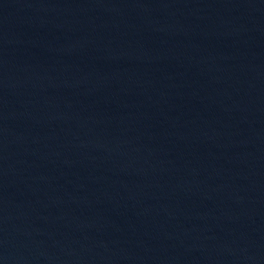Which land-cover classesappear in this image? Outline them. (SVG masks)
Here are the masks:
<instances>
[{
  "label": "water",
  "instance_id": "water-1",
  "mask_svg": "<svg viewBox=\"0 0 264 264\" xmlns=\"http://www.w3.org/2000/svg\"><path fill=\"white\" fill-rule=\"evenodd\" d=\"M0 264H264V0H0Z\"/></svg>",
  "mask_w": 264,
  "mask_h": 264
}]
</instances>
